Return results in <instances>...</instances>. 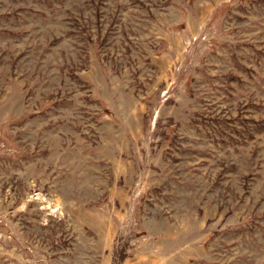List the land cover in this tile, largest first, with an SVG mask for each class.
<instances>
[{
    "label": "rangeland",
    "instance_id": "1",
    "mask_svg": "<svg viewBox=\"0 0 264 264\" xmlns=\"http://www.w3.org/2000/svg\"><path fill=\"white\" fill-rule=\"evenodd\" d=\"M0 264H264V0H0Z\"/></svg>",
    "mask_w": 264,
    "mask_h": 264
}]
</instances>
